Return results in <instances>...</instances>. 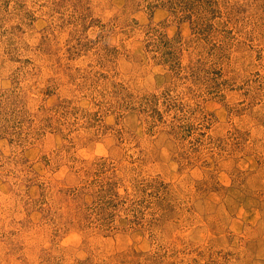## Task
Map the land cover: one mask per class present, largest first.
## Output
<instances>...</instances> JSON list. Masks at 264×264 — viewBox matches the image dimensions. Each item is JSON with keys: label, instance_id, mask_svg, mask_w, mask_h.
<instances>
[{"label": "rangeland", "instance_id": "1", "mask_svg": "<svg viewBox=\"0 0 264 264\" xmlns=\"http://www.w3.org/2000/svg\"><path fill=\"white\" fill-rule=\"evenodd\" d=\"M0 264H264V0H0Z\"/></svg>", "mask_w": 264, "mask_h": 264}]
</instances>
